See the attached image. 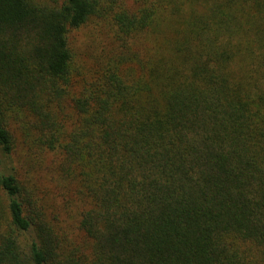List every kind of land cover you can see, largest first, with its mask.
I'll list each match as a JSON object with an SVG mask.
<instances>
[{
    "label": "trees",
    "instance_id": "16d2710c",
    "mask_svg": "<svg viewBox=\"0 0 264 264\" xmlns=\"http://www.w3.org/2000/svg\"><path fill=\"white\" fill-rule=\"evenodd\" d=\"M0 264H264V0H0Z\"/></svg>",
    "mask_w": 264,
    "mask_h": 264
},
{
    "label": "rangeland",
    "instance_id": "374dc122",
    "mask_svg": "<svg viewBox=\"0 0 264 264\" xmlns=\"http://www.w3.org/2000/svg\"><path fill=\"white\" fill-rule=\"evenodd\" d=\"M61 1V0H58ZM105 25L102 23L98 24L96 22H91L77 30L73 33L72 37V47L76 52V59L80 63H90L93 58L94 51L96 54H100L102 44L107 40V32L105 30ZM110 36V34H109ZM49 164V159L46 160ZM11 165L16 167L23 176L36 177V184L38 188L42 191L46 203L50 206L51 204L65 203L70 201L73 197V192L70 194L68 190L61 191L58 189V183L54 177L53 170L50 168H44L38 171L37 175L34 171L30 170L29 165H32V160L26 155V152L21 148L16 150L13 156L10 158ZM64 195V196H63ZM73 202V201H72ZM75 203V200L74 202ZM71 211H75L74 208ZM74 217L77 215L74 213ZM75 219L71 217H66L67 225L73 224Z\"/></svg>",
    "mask_w": 264,
    "mask_h": 264
}]
</instances>
